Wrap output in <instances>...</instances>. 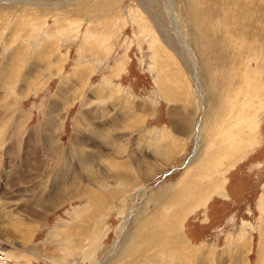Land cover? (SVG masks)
<instances>
[{
  "label": "rangeland",
  "instance_id": "rangeland-1",
  "mask_svg": "<svg viewBox=\"0 0 264 264\" xmlns=\"http://www.w3.org/2000/svg\"><path fill=\"white\" fill-rule=\"evenodd\" d=\"M240 1L263 5L241 7L245 31L235 0H0V211L27 236L24 246L0 223L15 255L0 245V264H183L179 241L200 248L198 264H257L264 0ZM54 165L68 169L58 189L92 192L43 211ZM166 211L177 236L153 234ZM127 246L150 256L132 263Z\"/></svg>",
  "mask_w": 264,
  "mask_h": 264
},
{
  "label": "bare ground",
  "instance_id": "bare-ground-1",
  "mask_svg": "<svg viewBox=\"0 0 264 264\" xmlns=\"http://www.w3.org/2000/svg\"><path fill=\"white\" fill-rule=\"evenodd\" d=\"M239 3H241V5H243V6H238L237 4V2ZM242 1H244V0H242ZM248 1V0H247ZM235 2L237 3L236 4V7L238 6L239 7V11L241 10V9H246V8H250L249 6H252L251 4L249 5V6H247V3L246 4H243V2H241L240 0H235ZM234 2V3H235ZM246 2V1H245ZM244 2V3H245ZM255 2V1H254ZM239 3V4H240ZM258 4V3H257ZM254 6V5H253ZM192 7V6H191ZM224 7V6H223ZM241 7H243V8H241ZM253 8H256V9H263V5H260V6H254ZM252 8V9H253ZM228 9V8H227ZM226 9V10H227ZM236 9V8H235ZM234 9V10H235ZM231 10H232V6H231ZM236 10H238V9H236ZM241 11H244L243 13H244V15H242V12H240V15L238 16V18L235 16L234 18L232 17L233 15H231V19H236V21L234 22V24L235 25H239V24H242V26H243V28H244V30H243V28H242V30L243 31H245V30H248L247 28H248V25H251V23H250V19L249 18H251V16L249 15L248 16V14L247 13H245V10H241ZM257 11V10H256ZM232 12V11H231ZM237 13V12H236ZM235 13V14H236ZM256 13V12H255ZM260 13V12H259ZM262 13V12H261ZM193 14V13H192ZM252 14H253V12H252ZM251 14V15H252ZM256 15V14H255ZM254 15V16H255ZM258 15H262V14H258ZM208 16V15H207ZM230 19V20H231ZM253 20V19H252ZM255 20H256V18H255ZM258 21H259V19H258ZM257 21V22H258ZM262 21V20H261ZM260 21V22H261ZM252 22V21H251ZM256 22V21H255ZM254 22V23H255ZM259 22V23H260ZM255 24H253V26H254ZM262 25V24H261ZM256 27L258 26V25H255ZM259 27H262V26H259ZM236 28H237V26H236ZM251 28V27H250ZM249 28V29H250ZM254 29V28H253ZM262 30V29H261ZM260 30V31H261ZM254 31V30H253ZM253 31H251L252 33H253ZM263 31V30H262ZM261 31V32H262ZM258 32V31H257ZM256 32V33H257ZM260 32V33H261ZM236 33V32H235ZM255 34V33H254ZM247 35H249V33H247ZM258 35H259V33H258ZM245 36V35H244ZM252 37V36H251ZM250 37V38H251ZM258 37V36H257ZM242 38V37H241ZM255 38V37H254ZM183 39V38H182ZM257 39V38H256ZM263 39V38H262ZM184 40V39H183ZM245 42V41H244ZM244 42H242V43H244ZM241 43V42H240ZM247 44V43H246ZM252 44V43H251ZM261 44H262V46L264 45V39H263V41L261 42ZM244 46V45H243ZM238 47V46H237ZM261 47V46H260ZM234 48V47H233ZM232 48V49H233ZM247 50V49H246ZM262 51L264 50V49H261ZM260 50V52H262ZM264 52V51H263ZM261 57H262V54L260 55ZM233 57V56H232ZM193 72V74H194V77L196 78V74H195V70H193L192 71ZM233 75V74H232ZM242 76H243V74H241ZM229 78V77H228ZM244 78V77H243ZM192 79V78H191ZM198 81V80H197ZM231 81H233L232 80V78H231ZM230 83V82H229ZM246 83V80L244 79V83H243V85ZM232 86V85H231ZM194 87H195V90H196V94H197V96L200 98V86H199V83H197L196 85H194ZM228 87H229V85H228ZM239 87V86H238ZM238 87H236V88H234V89H237ZM231 88V87H230ZM230 88H228V90L230 89ZM241 88H246L245 87V85H244V87L242 86ZM233 89V90H234ZM232 90V91H233ZM256 90H259L258 89V84L256 85ZM236 90H234V92H235ZM227 94H228V92H227ZM189 100V99H188ZM225 100V99H224ZM62 102V101H61ZM239 106V105H238ZM136 110V109H135ZM188 112V111H187ZM184 113H186V112H184ZM191 113V112H190ZM181 115V114H180ZM182 115H186V114H182ZM189 115V114H188ZM209 116V115H208ZM182 117H184V116H182ZM82 118V117H81ZM188 118H189V116H188ZM85 121H87V120H85ZM189 123V122H188ZM187 123V124H188ZM51 124V123H50ZM83 124H86L85 122L83 123ZM190 124V123H189ZM129 125V124H128ZM200 126V125H199ZM86 128V127H85ZM187 128H188V126H187ZM89 129V128H88ZM94 130V129H93ZM99 132V131H98ZM104 132V131H103ZM52 133V132H51ZM183 133V132H182ZM100 134V133H99ZM198 134H199V131L197 132V135H196V139L198 138ZM94 135V134H93ZM97 135H98V133H97ZM159 147V146H158ZM59 150V149H58ZM158 150H160V149H158ZM52 151H54V150H52ZM57 152V151H56ZM61 153H62V151H61ZM84 153V152H83ZM57 155V154H56ZM87 155V154H86ZM161 155V154H160ZM217 155V154H216ZM50 156H52V154L50 155ZM60 156V155H59ZM66 157H68V156H66ZM163 157V156H162ZM51 158V157H50ZM53 158V157H52ZM59 158V157H58ZM58 158H56V159H58ZM64 158V157H63ZM71 158V157H70ZM64 159H66V158H64ZM60 162H59V164L61 163V160H59ZM64 162H65V160H63ZM62 161V162H63ZM64 163H62L61 164V166L63 165ZM66 164H68V163H66ZM69 165V164H68ZM57 166V165H56ZM55 165L52 167V169H46L47 170V174H46V178L44 179V181L42 182V195L44 194V192H46L47 190L49 191V190H51L52 189V187L54 186L55 187V185H56V187H55V189H53V191L51 192V195H50V197H49V201L51 202V204H49L48 206H46V207H44L42 210L43 211H50V209H56L58 206H60L61 205V202L62 201H60V200H63V201H69V200H72V199H77V198H80V197H87V196H85V195H87L88 193H90V192H92V191H89L88 189H86V188H80L76 183H71V182H68L67 180H66V182H64L63 181V186H62V188L61 189H58V186L60 185V183L58 182L60 179H63L65 176H67L68 174V169H66V170H64V169H59V167H56ZM131 166V165H130ZM68 167V166H67ZM70 167V166H69ZM129 169V168H128ZM92 170V169H91ZM11 172V171H10ZM44 172V171H43ZM43 172L41 173V174H43ZM67 172V173H66ZM72 172V171H71ZM89 172V171H88ZM95 171H93V172H91V174L92 173H94ZM146 172V171H145ZM90 174V173H89ZM90 174V175H91ZM96 174V173H95ZM145 174V173H144ZM93 176V175H92ZM44 177V176H43ZM127 177V176H126ZM75 178V177H74ZM93 178V177H92ZM98 178V177H97ZM133 178V177H132ZM66 179V178H65ZM69 179V178H68ZM74 180V179H73ZM86 180V179H85ZM209 180V179H208ZM40 181V180H39ZM42 181V180H41ZM45 181H46V183H47V181H48V183H47V185H49L48 187L46 186H44V184L43 183H45ZM61 181V180H60ZM98 181H100L99 179H98ZM135 181V180H134ZM93 182H97V180H95V181H93ZM104 182V181H103ZM210 182V181H209ZM39 183V182H38ZM98 184V183H97ZM102 185V184H101ZM65 186V187H64ZM78 186V187H77ZM81 186V185H80ZM77 187V188H76ZM83 187V186H82ZM217 187V186H216ZM65 188V189H64ZM34 189V188H33ZM41 189V188H40ZM197 189V188H196ZM35 190V189H34ZM37 190V189H36ZM214 190V189H213ZM217 190V189H216ZM212 191V190H211ZM215 192V191H214ZM194 193V192H193ZM213 193V192H212ZM219 193V192H218ZM48 194V193H47ZM217 194V193H216ZM207 195H210V193H208ZM41 196V195H40ZM209 197V196H208ZM37 198V197H36ZM192 199V197L191 198H189V200H191ZM203 200V197L202 198H199V201L200 200ZM43 200V199H42ZM49 201H47V202H49ZM185 201V200H184ZM39 202H41L39 199H37V201H36V203H39ZM57 202V203H56ZM176 202V201H175ZM196 202V201H195ZM44 203V202H43ZM44 205V204H43ZM165 205V204H164ZM167 205V204H166ZM197 205V204H196ZM169 206H171V205H169ZM169 206H167V208L169 207ZM174 206H177V205H174ZM200 206V205H199ZM164 208V207H163ZM187 208V204L184 206V208L183 209H181L180 210V215H181V213H183V212H185V209ZM174 209V208H173ZM168 211H166V212H164V215L165 216H169V218H170V221L169 220H166V218H165V221H164V223H161V222H159L160 224H159V226H157L156 228H154V229H152V231H155L153 234L154 235H158L160 232H164V229L165 228H167L168 229V231H170L172 234H173V236L174 235H178V233H174L173 232V230L175 229V226H178V222L177 223H172V217H174L173 216V214L172 213H168ZM16 214H18V215H20L19 213H15V215H14V217L15 216H17ZM37 214V213H36ZM35 214V215H36ZM162 214V213H161ZM13 217V218H14ZM151 217V216H150ZM159 217V216H158ZM153 218V217H152ZM160 218V217H159ZM10 219H12V217L10 216V214H2V211H0V223L1 224H5L6 226H7V229H8V233H10V234H14V233H16L18 236H17V241L19 242V243H22L23 245L26 243V240H27V236H25L26 235V233L24 232V233H22L21 231H23L21 228L23 227V229H24V226H18L17 224H15L14 225V223L12 222V220L10 221ZM158 219V218H157ZM14 220V219H13ZM31 220V219H30ZM156 220V219H155ZM155 220H148V219H146V220H142L141 222H140V225L134 230V235H133V237H132V239H131V245H135L136 243H137V240H138V238L140 237V231H141V228L142 227H145V231H146V235L149 233V229H150V227H152L153 225H154V223H155ZM264 220V219H263ZM19 221V220H18ZM128 220L126 219V221H125V223L127 222ZM158 221V220H157ZM9 222V224H7ZM10 222H12V223H10ZM20 223V222H19ZM124 223V224H125ZM8 225H10L11 226V228L9 229V227H8ZM263 225H264V223H263ZM85 228L86 227H84L83 229L85 230ZM144 229V228H143ZM122 231V230H121ZM151 231V230H150ZM5 232V231H4ZM88 232V231H87ZM144 232V231H143ZM142 232V233H143ZM145 233V232H144ZM264 233V232H263ZM33 234V233H32ZM163 234V233H162ZM8 235V234H7ZM144 236V235H143ZM142 237V236H141ZM150 237V236H149ZM260 237H261V239H262V246H260V248H259V258H258V262H257V264H262V263H264V234H260ZM143 238V237H142ZM15 239H16V237H15ZM141 240V239H140ZM14 241H16V240H14ZM28 242H29V240H28ZM13 244V243H12ZM29 244V243H28ZM1 246H2V257H4V260H10V259H14V254L11 252V251H9L8 249H7V247L5 248V249H3L4 248V245L3 244H0ZM21 245V244H20ZM22 245V246H23ZM27 244H25L24 246H26ZM179 246H183L184 247V249H182L181 251L183 252V255H186L188 258H187V260L185 261V263H183V264H191L192 263V261H193V263L192 264H198V263H196V258H197V255L198 254H200L201 252H200V248H197V249H195L194 251H190L189 249L187 250V251H189V254H187V252H186V250L185 249H187V246H185V244H184V242L183 241H179V244H178V248L177 247H174V251H175V254H176V257L178 256V253L179 252H181L180 251V249H179ZM126 247V246H125ZM139 246H136V248L134 247V246H127V248H125V250L127 249V251H123L124 253H126L125 254V256H127V255H129V254H131V253H135L136 252V254H134V256L132 257L133 258V260L134 261H132V263H134V262H136L137 260L138 261H145L146 259H147V257H149L150 255H148V253L144 250H137V248H138ZM147 247V246H146ZM149 247V246H148ZM151 247V246H150ZM154 247V246H153ZM241 247V246H240ZM27 248V247H26ZM30 248V247H29ZM141 248V247H140ZM175 248H177V249H175ZM241 248H243V246L241 247ZM240 248V249H241ZM28 249V248H27ZM32 247L30 248V251H31V253H32ZM116 249V248H115ZM138 252H137V251ZM167 250V249H166ZM166 250L164 251V249L162 250V253H163V251L164 252H166ZM25 251V250H24ZM168 251H170V250H168ZM123 252H122V255H123ZM154 252V251H153ZM158 252V251H157ZM159 252H161V249L159 250ZM172 252V251H171ZM30 253V252H29ZM186 253V254H185ZM33 254V253H32ZM152 254V253H151ZM20 255V254H19ZM34 255V254H33ZM154 255V254H153ZM155 255H156V253H155ZM183 255H181V256H183ZM130 256V255H129ZM118 257V260H119V256H117ZM128 257V256H127ZM16 259V258H15ZM183 259V258H182ZM233 259H234V261L236 262V261H239L238 259H237V257L236 258H234L233 257ZM123 260V259H122ZM126 261V260H125ZM117 263V262H116ZM138 263V262H137ZM167 263V262H166ZM18 264V263H17ZM129 264H130V262H129ZM159 264V263H158ZM168 264V263H167ZM177 264H181L180 263V261H178L177 260Z\"/></svg>",
  "mask_w": 264,
  "mask_h": 264
}]
</instances>
